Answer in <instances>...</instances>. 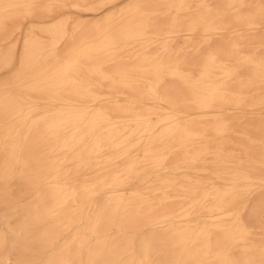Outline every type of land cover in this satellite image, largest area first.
<instances>
[{
    "label": "bare ground",
    "instance_id": "bare-ground-1",
    "mask_svg": "<svg viewBox=\"0 0 264 264\" xmlns=\"http://www.w3.org/2000/svg\"><path fill=\"white\" fill-rule=\"evenodd\" d=\"M0 264H264V0H0Z\"/></svg>",
    "mask_w": 264,
    "mask_h": 264
}]
</instances>
